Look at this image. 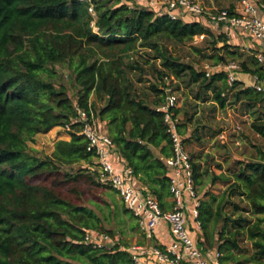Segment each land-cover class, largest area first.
Instances as JSON below:
<instances>
[{"label":"trees","instance_id":"trees-1","mask_svg":"<svg viewBox=\"0 0 264 264\" xmlns=\"http://www.w3.org/2000/svg\"><path fill=\"white\" fill-rule=\"evenodd\" d=\"M200 34L211 38V53L203 57L214 65L241 57L224 34L214 36L199 21L172 19L157 8L130 7L121 0H0V264H134L118 246L107 251L84 241L86 231L113 236L102 225L110 211L96 200L110 186L99 181L97 161L75 119L86 111L106 120L114 152L161 208H170L165 158L172 145L163 112L156 110L164 98L147 103L135 84L141 77L135 81L131 74L150 64L159 80L149 89L163 93L165 75L188 73L213 86L212 100L224 107V70L206 76L166 46ZM139 50L146 51L142 63ZM57 65L70 70L75 100L57 83ZM239 65L242 72L264 78L253 56ZM237 86V101L249 107L264 102L262 92L239 79L229 88ZM67 126L69 139L56 140L49 154L39 155L30 146L37 134ZM249 127L263 139L254 159L236 161L233 181L219 194L205 192L199 206L196 243L212 248L216 242L220 264L243 262L235 256L242 237L253 250L246 261L264 262V114ZM79 162L89 167L74 170ZM192 166L199 183L197 165ZM227 206L233 210L226 212ZM122 211L134 219L123 204Z\"/></svg>","mask_w":264,"mask_h":264},{"label":"built area","instance_id":"built-area-1","mask_svg":"<svg viewBox=\"0 0 264 264\" xmlns=\"http://www.w3.org/2000/svg\"><path fill=\"white\" fill-rule=\"evenodd\" d=\"M90 1V0H86ZM128 6L157 8L170 18H179L180 13L204 15L214 25H224L231 30L250 36L264 45V1L238 0L231 11L228 8L207 7L199 0H121ZM89 11L94 14L92 6ZM93 30L97 32L94 22ZM204 35L193 36V41L203 39ZM261 60V57H257ZM205 75L212 74L210 69L224 70L227 87L237 80L235 74L240 70L236 61L218 63L214 66L205 64ZM163 101L156 110L163 112V122L169 134L172 152L165 158L168 168L169 201L171 207L162 209L157 198L140 186L133 172L123 161L121 170H117L111 159L112 141L108 135L107 121L95 117L92 112L80 111L75 121L81 124V133L87 140V151L94 154L99 181L113 189L124 208L132 213L140 232L150 238L157 232L164 231L170 236V242L121 244L119 240L106 232L86 231L84 241L93 248L112 250L115 246L128 252L134 264H220V252L217 249L203 251L196 243L195 233L200 232L199 206L201 199L197 193L193 176L192 160L184 145L180 132V120L177 108L176 91L173 83L176 77H163ZM251 87L264 94V78L253 75ZM224 95V93H222ZM64 129V127H63ZM65 129H69L68 126ZM224 139V132L220 134ZM264 264V262L262 263Z\"/></svg>","mask_w":264,"mask_h":264},{"label":"rangeland","instance_id":"rangeland-1","mask_svg":"<svg viewBox=\"0 0 264 264\" xmlns=\"http://www.w3.org/2000/svg\"><path fill=\"white\" fill-rule=\"evenodd\" d=\"M204 2V6L210 3L209 0H204ZM188 14L187 21L201 22V17L204 16ZM208 24L211 29L215 30L213 34H217L216 29L219 25H214L212 22ZM219 28H225L226 31L239 33L226 26L220 25ZM210 41L211 38L205 37L198 39L196 42L192 39L184 44L168 43L166 46L170 53L176 56L179 61L192 64L196 71H203L205 70V64L214 66L211 59L203 57V55L208 56L211 53ZM139 52H141L140 54L143 57L141 59L139 58L142 63L146 58L143 55L146 51L139 50ZM238 52L241 53V57L229 61L240 63L247 58H251L249 53L240 50ZM152 62L154 60H151L150 63ZM155 62L159 66V61ZM55 68L58 73L57 83H63L67 87L68 94L75 100L77 88L70 70L66 65H57ZM143 68V72L135 71L131 74V77L135 81H137V77H141L142 81L135 83L137 91L147 103L151 104L152 100L163 96V93H154L149 89V84L158 82L159 78L150 64L144 65ZM216 70V68H212L210 72L214 73ZM235 74L238 79L246 76V73L242 72L241 69L236 71ZM247 75L246 77L250 76L252 78V75ZM245 81L246 83H253L252 79H245ZM206 83L202 82L201 78L198 81H194L188 73H183L180 77H176V83H173V89H175L177 96V113L181 123L180 127L184 138V145L190 157H192L193 162L199 163L200 167H203V171L201 173L199 172L200 178L197 184V190L200 193L213 192L219 194L224 188V184L218 179L213 180V177L217 176L222 170L226 171L225 169L232 165L235 159H246L252 157L255 153V145H253V142L258 144L260 137L251 131L249 125L257 116H260L261 112H264V103L250 109L249 106L244 105L243 101H237L234 92L241 87L237 86L233 89H224L226 103L224 107H220L218 103L212 100L214 92L213 86L205 87ZM161 84L159 87L163 88V81ZM217 84L221 85V82ZM91 99H93V96ZM223 132L225 139L219 137ZM67 134V129L54 127L45 133L37 134L35 141L30 143V146L39 155L49 154L53 143L58 139L64 138ZM195 159L203 163L199 161L195 162ZM82 167H89V165L84 162L72 165L74 170ZM96 200L103 206L105 213L110 211L108 221L102 222L103 227L106 230H112L113 236L121 244L150 243L151 237L148 238L147 235L140 232L135 220L122 211V203L113 189L110 187L103 189L99 194V198ZM234 200L236 202L239 201L238 198H234ZM241 205H244V203L242 202ZM231 207L227 206L225 211L229 212ZM165 231L164 229V231L157 232L156 235L161 233L159 235H161L162 239L166 237L170 238L166 235ZM242 244L247 243L243 242Z\"/></svg>","mask_w":264,"mask_h":264},{"label":"crops","instance_id":"crops-1","mask_svg":"<svg viewBox=\"0 0 264 264\" xmlns=\"http://www.w3.org/2000/svg\"><path fill=\"white\" fill-rule=\"evenodd\" d=\"M264 1V0H263ZM201 2L202 3H205L204 2V0H201ZM209 2L210 3H206L207 4V6L208 7H219V8H229V7H233V8H235L236 6H237V4H238V0H209ZM220 2H222V3H220ZM219 4H222V5H219ZM189 17V14L188 13H180V15H179V18H181V19H183V20H185V21H187V18ZM203 20V21H202ZM201 22L203 23V25H205L206 27H208V28H210L209 27V24L208 23H210L209 22V20L207 19V18H205L204 16H202L201 17ZM222 26H224V25H222ZM218 28V30L216 29V31H217V34H213V33H215L214 31L215 30H213V29H211L210 28V31L212 32V34L214 35V36H216V35H218V34H224L226 37H227V43L231 46V48H233V47H237L240 51H242V52H245V53H249L251 56H253L254 58H256L257 59V61H258V65L259 66H262L263 68H264V45H261V44H259L257 41H255L254 39H252L251 37H249V36H247V35H245V34H243V33H234V32H231V31H226L225 30V28H222V29H220L219 27H220V25L219 26H217ZM225 27V26H224ZM227 27V26H226ZM219 45H221V43L219 44ZM257 57H261V60H258V58ZM217 71V70H216ZM246 76H248L247 75V73H246ZM246 76H244V77H240V81H242L243 82V84H244V86L245 85H250L251 86V84L250 83H246V81H245V79H249V80H253V76H252V78H250V76L249 77H246ZM264 103V102H263ZM261 103H257V104H255V105H253V106H250L249 108L250 109H252V108H254L256 105H260ZM256 113V112H255ZM264 114V112H261L260 113V116H262ZM254 133V132H253ZM255 134V133H254ZM256 136H258L257 134H255ZM220 137V136H219ZM258 137H260V136H258ZM62 139H65V140H68L69 139V135L67 134L64 138H62ZM225 139V138H224ZM254 144L253 145H255L254 146V148L256 147V146H261L262 145V143H263V139L260 137V142L257 144V143H255V142H253ZM186 148V147H185ZM187 150V149H186ZM187 152H188V150H187ZM254 157H255V153H254V155L252 156V157H248V158H246V159H244V158H242V159H240V158H237V159H235L234 160V162L232 163V165H230L227 169H225L226 171H224V170H222V171H220L219 172V174H217V176H220V175H224V176H227L228 177V179H218V180H220L223 184H224V188L227 186V184L229 183V182H231V181H233V177H232V174L237 170V167H238V165H236V161H243V162H246V161H248V160H253L254 159ZM111 159H112V161H113V163H114V166H115V168L117 169V170H121V168L123 167V160H121V158H119L118 156H117V154L113 151L112 153H111ZM191 160H192V157H191ZM196 161H199L200 163H203V162H201L200 160H196L195 159V162ZM192 165H197V168H198V172H202L203 170V167H200V164L199 163H194L193 162V160H192ZM197 184L198 183H195V185H196V190H197ZM223 188V189H224ZM222 189V190H223ZM197 193H198V195H199V197H200V199H204L205 197H204V193L203 192H198V190H197ZM236 202V201H235ZM244 203V205H245V202H243ZM241 205V204H240ZM244 205H241V206H244ZM226 209H227V207H226ZM225 209V210H226ZM231 210H233V208L231 207V209H230V211ZM229 211V212H230ZM159 234H161V233H158V235H153V236H151V240H150V243L149 244H152V243H158L159 245H162V244H167V243H169L170 242V238H168V237H166L165 239H162V237H161V235H159ZM200 233H195L194 234V236L196 237V238H198L200 235H199ZM166 235H168L167 234V232H166ZM169 236V235H168ZM170 237V236H169ZM199 239H200V237H199ZM149 242V241H148ZM243 242H245V243H247V244H242ZM216 245H217V243L215 242L214 243V246L212 247V248H208V247H206V248H201L203 251H205V250H207V249H217L216 248ZM239 246H240V249H238L237 251H235V256H236V258L237 259H239V261H243L241 264H258V263H255V262H251V261H246L250 256H251V254H252V252H253V250H252V248H251V241L250 240H248V238L247 237H242V239L240 240V242H239ZM229 264H235V261H233V262H230Z\"/></svg>","mask_w":264,"mask_h":264},{"label":"water","instance_id":"water-1","mask_svg":"<svg viewBox=\"0 0 264 264\" xmlns=\"http://www.w3.org/2000/svg\"><path fill=\"white\" fill-rule=\"evenodd\" d=\"M222 44V43H221Z\"/></svg>","mask_w":264,"mask_h":264}]
</instances>
